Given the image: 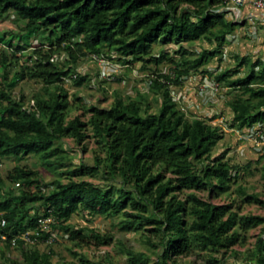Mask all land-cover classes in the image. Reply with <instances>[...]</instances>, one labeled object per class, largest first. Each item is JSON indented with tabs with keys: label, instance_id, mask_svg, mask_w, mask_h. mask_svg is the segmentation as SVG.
Wrapping results in <instances>:
<instances>
[{
	"label": "trees",
	"instance_id": "16d2710c",
	"mask_svg": "<svg viewBox=\"0 0 264 264\" xmlns=\"http://www.w3.org/2000/svg\"><path fill=\"white\" fill-rule=\"evenodd\" d=\"M221 1L0 0V15L11 11L22 23L19 31L0 32L1 71L19 59L17 53L30 46L32 37H41V44L50 41L47 50H33L31 62L22 63L7 85L41 80L42 92L33 96L30 105L25 106L22 99L15 100L6 89H0V158L15 157L19 161L35 154L48 166H62L65 151L55 142L71 137L80 144L89 137V128L94 143L104 151V157L95 156L92 166L81 163L62 172L68 176L66 182L58 177L43 182L36 170L21 166H15L8 175L18 184L16 190L5 189L0 178V219L5 220L0 233L5 235L7 248L15 245L20 249V258L7 259L8 264H51V251H40L16 238L21 232L34 230L40 217L51 215L54 222L51 232H40L39 241H46L57 228L76 243L94 239L97 244H106L113 240L110 234L93 229L85 232L65 223L78 211L118 215L130 209L121 227L127 230L138 229L143 223L151 225L147 231L154 233L161 246L159 259L153 264H168L169 259L188 255L194 246L226 249L237 241L239 227L261 224L264 228V216H238L228 205L215 204L195 193L181 199L176 193L192 188L226 192L233 177V167L223 154H211L222 138L220 127L200 117L187 119L169 88V84H179L181 77L203 65L215 54L213 51L203 50L197 58L183 57L180 62L167 57L174 64L171 74L155 71L156 77L149 82L150 91L160 96L155 112L142 106L141 96L139 100L117 97L109 107L83 106L87 120L80 116L68 119L72 106L67 90L60 84L73 75L78 86L87 80L70 66L80 56L112 59L111 53H115L122 64L158 65L165 55H151L155 41L181 44L205 39L222 45L238 22L226 19ZM54 52L66 53L68 66L55 64L51 60ZM237 59L245 66L244 76L231 79L226 69L215 79L237 91L228 106L234 123L243 129L264 123V61L251 62L246 56ZM2 75L6 79L4 72ZM76 100L80 101L78 97ZM93 173H101L107 181L119 180L120 185L101 186L73 179ZM244 201L264 206L257 194L247 195ZM263 235L264 230L251 250L249 264H264ZM147 241L156 246L150 236ZM121 245L130 264L148 261L145 254ZM79 257L80 264H103L85 255ZM210 259L213 264H226Z\"/></svg>",
	"mask_w": 264,
	"mask_h": 264
},
{
	"label": "rangeland",
	"instance_id": "374dc122",
	"mask_svg": "<svg viewBox=\"0 0 264 264\" xmlns=\"http://www.w3.org/2000/svg\"><path fill=\"white\" fill-rule=\"evenodd\" d=\"M226 19L232 20L229 14H226ZM237 22L233 33L228 35L220 46L205 39L181 44L174 42L164 44L155 41L152 44L151 55H165L158 65L152 62L122 64L116 60L115 53H111L112 59L106 56H100L101 59L89 55L80 56L77 62L70 66L74 67L77 74L86 76L87 80L78 86L73 75V78L67 77L60 84L67 90L68 100L72 106L68 119L80 116L87 120L88 113L83 112V106L109 107L117 97L139 100L141 96L142 106L147 107L149 112H155L160 104V96L153 94L149 88L150 79L156 77L154 72L171 74L174 64L168 58L179 62L183 57L193 60L203 50L213 51L215 54L203 65L192 69L188 76L181 77L179 84H169V88L177 106L187 119L200 117L220 127L222 138L212 148L211 154L212 157L223 154L233 167V177L226 192L192 188L182 189L176 193L181 199L186 198L190 193H195L215 204L228 205V209L236 212L238 216H264V206L244 201V198L250 194H257L264 200V123L255 124L250 128H238L228 106V102L237 91L215 79V76L226 69L230 71L231 79L244 76L246 69L244 65L239 64L238 57L246 56L251 62L257 59L264 61V21L255 18L251 22ZM21 25L22 23L11 11L0 15V32L19 31ZM40 38L38 35L32 37L30 46L17 53L19 59L4 71L0 70V89H6L15 100L22 99L25 106L31 104L35 94L42 92L41 80H19L13 87L7 85L22 63L31 62L32 59L29 57L34 49L43 48L45 51L49 48L50 41L41 44ZM0 48H3L1 43ZM183 51L185 54L182 56ZM51 60L60 67L68 66V56L64 52H54ZM254 70H258V66ZM3 72L6 74V79L2 77ZM77 97L80 101L76 100ZM87 131L89 137L80 144L71 137H63L55 142L56 146L65 151L62 166L57 163L48 166L35 154H28L19 161L15 157L0 158V178L4 181L5 189L17 188V183L8 179L15 166L36 170L43 182H49L57 177L66 182L68 176L62 173L66 169L74 168L81 163L92 166L95 156L104 157V151L94 143L90 128ZM165 176L168 177L170 174L165 173ZM73 179H85L101 186L120 185L119 180L107 181L101 173L85 174ZM125 211L128 213L130 209ZM127 213L88 215L78 211L65 222L74 229L83 228L85 232L93 229L101 234L112 235L113 240L106 244H97L94 239H85L76 243L70 241L68 234L57 228L46 241L36 240L30 245L40 251H51V264H80V255H85L92 262L103 264H130L128 256L121 249V243H124L135 252L143 253L148 257L146 263L140 264H153L159 259L158 253L161 251L158 238L153 232L147 231V228L151 227L147 223H143L138 229L124 230L121 222L128 219ZM263 230L261 224L239 227V237L230 247L214 251L194 246L188 255L169 259L168 264H213L210 259L212 257L226 264H249L252 261L251 250ZM147 236L151 237L156 246L150 245ZM16 258H20V249L15 248V245L7 248L4 239L1 238L0 264H8L7 259Z\"/></svg>",
	"mask_w": 264,
	"mask_h": 264
},
{
	"label": "built area",
	"instance_id": "2783aa9c",
	"mask_svg": "<svg viewBox=\"0 0 264 264\" xmlns=\"http://www.w3.org/2000/svg\"><path fill=\"white\" fill-rule=\"evenodd\" d=\"M221 2L222 10L226 11V14H229L233 21L251 22L255 18H259L264 21V0H222ZM93 57L101 59L96 56ZM53 222V217L51 215L47 217H40L38 218V223L34 230L21 232L18 236H16V238H20L27 244H33L37 240V236L41 231L51 232V225ZM4 225L5 220L0 219V228ZM0 237L5 239V235L3 233H0ZM16 238L11 240L12 244H14Z\"/></svg>",
	"mask_w": 264,
	"mask_h": 264
}]
</instances>
